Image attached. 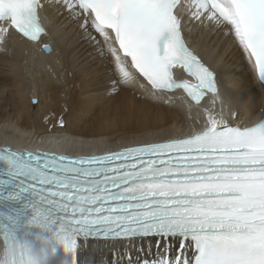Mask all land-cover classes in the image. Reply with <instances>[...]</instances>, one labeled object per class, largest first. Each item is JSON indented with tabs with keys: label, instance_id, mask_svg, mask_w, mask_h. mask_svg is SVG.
<instances>
[{
	"label": "snow or ice",
	"instance_id": "snow-or-ice-1",
	"mask_svg": "<svg viewBox=\"0 0 264 264\" xmlns=\"http://www.w3.org/2000/svg\"><path fill=\"white\" fill-rule=\"evenodd\" d=\"M177 3L62 0L61 8L82 19L89 37H103V45L96 43L112 88L138 83L154 96L183 89L197 103L211 93L219 119L209 114L203 129L186 136L91 155L3 148L0 202L20 205L7 217L5 246L22 226L47 233L45 242L61 246L70 264H78L81 239L149 236L175 238L180 246L145 264H264V115L240 122L216 72L185 44ZM45 7L42 0H0V21L8 25L0 27V40L12 27L37 41ZM189 8L192 19L222 31L264 88V0H191ZM177 65L191 81L174 78ZM7 264L38 262L26 246L19 259L13 248Z\"/></svg>",
	"mask_w": 264,
	"mask_h": 264
},
{
	"label": "bare ground",
	"instance_id": "bare-ground-1",
	"mask_svg": "<svg viewBox=\"0 0 264 264\" xmlns=\"http://www.w3.org/2000/svg\"><path fill=\"white\" fill-rule=\"evenodd\" d=\"M42 2L45 32L36 42L9 28L0 40V145L56 148L49 142H59L67 152L100 151L173 137L208 123L209 114L219 119L221 105L213 102L212 94L193 103L180 95V89L154 96L138 83L112 88L109 65L99 51L103 37L85 34L82 19L64 11L62 0ZM0 27L8 25L0 21ZM182 28L184 40L216 72L240 122L256 121L264 113V88L247 61L207 22L201 24L190 15ZM42 43L51 51L44 52ZM32 98L38 103L31 104ZM80 243L78 264H116L117 259L121 264H145L166 249L175 254L180 246L178 239L164 242L159 237Z\"/></svg>",
	"mask_w": 264,
	"mask_h": 264
},
{
	"label": "rangeland",
	"instance_id": "rangeland-1",
	"mask_svg": "<svg viewBox=\"0 0 264 264\" xmlns=\"http://www.w3.org/2000/svg\"><path fill=\"white\" fill-rule=\"evenodd\" d=\"M32 99H33V98H32ZM32 99H31V102H32ZM31 104H34V103L32 102ZM35 104H36V103H35ZM61 120L63 121L62 118H60V119L58 120V124H59V125H62V124L60 123Z\"/></svg>",
	"mask_w": 264,
	"mask_h": 264
},
{
	"label": "water",
	"instance_id": "water-1",
	"mask_svg": "<svg viewBox=\"0 0 264 264\" xmlns=\"http://www.w3.org/2000/svg\"><path fill=\"white\" fill-rule=\"evenodd\" d=\"M44 45H48V44H45V43H42L41 44V47H42V50L44 51V52H46L45 50H44ZM48 52V51H47ZM33 100V99H32Z\"/></svg>",
	"mask_w": 264,
	"mask_h": 264
}]
</instances>
